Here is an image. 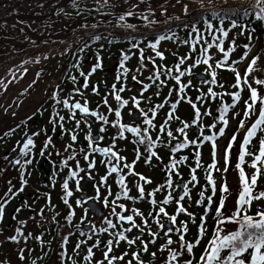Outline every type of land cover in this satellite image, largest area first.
<instances>
[{
	"label": "snow or ice",
	"instance_id": "6c2138e0",
	"mask_svg": "<svg viewBox=\"0 0 264 264\" xmlns=\"http://www.w3.org/2000/svg\"><path fill=\"white\" fill-rule=\"evenodd\" d=\"M107 3V0H104ZM179 2V0H178ZM209 7L204 6V0H200V9L202 12L210 13L212 19H218L220 25L224 24L226 18H229V10H224L222 8L218 9L214 4L213 0H208ZM182 10L185 15L188 14L189 4L185 3L182 5ZM223 11V15L220 12ZM254 13V17L257 21L264 23V0H251V2L245 7L240 13L241 18L249 17L250 14ZM238 12H231V15L235 16ZM133 13L128 11L119 17V20L123 21L126 16H132ZM147 19V17H144ZM204 24L208 30L214 28L213 23L204 16H201ZM187 26V25H186ZM131 27V25H129ZM232 28H241L239 34H243L245 26L237 22V20H231ZM192 33L196 34L195 39L192 41V51L196 52L197 49L195 45L199 43L202 39L200 30L197 28L196 23L193 22L191 25ZM216 31L220 33V37L213 36L212 40L217 41L215 45L205 41L206 47H202L199 53L195 56L194 62L181 70V65L185 64V61L190 57H182L179 63L174 65L172 68H165L163 65H156L155 61L149 57V60L153 63V71L150 76L147 77L148 80L153 83L158 82V87L166 84V80L161 77H171L178 85L176 89L177 98L170 103V110L166 114L165 120L157 126L154 120L157 116L159 109L164 108V103H156L155 106H150L147 110L141 107V101H151V97H145L144 92H146L150 85L139 80L137 75H132V81L137 84H141V91L139 96L132 95L129 98H124L121 93L126 91V85L122 82L126 79L129 69L125 66V61L129 59L127 54H122V59L120 60L119 69L117 70V75L115 77L116 81L121 82L120 86L117 87L116 83L111 85L110 95L116 101V107L113 108L108 101L107 96L103 97L100 103L97 105L96 110L89 108V102L87 99L75 100L74 95H80L83 97L80 87H74L72 92L68 94L67 98H59L60 92L63 91L59 85L56 86L57 91L51 93L50 99L55 101L57 105H62L63 109L67 110V119L74 121V126L71 129H66L64 126V121L66 119L65 115H61L59 111H54L52 113V119L50 123L53 125V129L58 125L59 128L68 133L70 136V143H68L64 151H70V154L60 161L61 169L67 168V176L63 180L62 189L64 196L62 197L63 203L70 209L66 220L71 222L72 217L75 212L72 211V205L69 203L68 197L72 196V190L69 187V181H75L76 191H80V182L83 179L80 176L81 172L85 169L81 168L79 160H76L75 168L68 165V161L76 159V150L74 148L75 143L78 140V130L83 123L88 129L84 136L86 143V148L82 147L80 152L83 153V160L87 162V172L85 173L89 180L94 179L91 175V170L96 166V160L93 154L99 153L102 159L100 163L104 164L107 173L100 177L98 185L94 184L95 196L80 198L76 200L77 206H82L87 200H100L101 199V187L106 189V195L102 197V203L105 208H109L110 216L116 217V222L114 223L112 219L107 216L103 219V224L106 227H100L98 231L100 233H108L109 239L104 243V249L102 251V257L99 259H94L95 253L94 248H100L101 241L97 239L95 243L87 247L85 254L82 257L83 264H145L142 259V253H148V255L156 261V264H264V208L256 210L254 214H250L251 206L254 202L264 200V189L257 191L258 181L261 177H264V92H261V88H264V78H256L252 74L257 71H264L257 67L259 57L253 56L246 66L243 73L238 71V60H232L229 62L230 53L235 51V40H232V44L227 48H224V39L228 37L229 32L225 30L224 27L216 28ZM255 29L248 31L247 39L249 43L244 45L245 51L240 57V60L245 59L249 55L250 43L253 39L252 33ZM170 37L160 35L156 37L155 41L150 43L148 46L155 52V56L159 57L161 60L164 59V54L157 50V46L162 40L169 39ZM93 39H99V37H94ZM187 43V41H185ZM215 48L222 53V57L215 61L214 65L210 63L212 56L209 54V49ZM87 47V45H85ZM132 47H137L133 44ZM67 51V50H66ZM83 51V49H80ZM65 54V53H62ZM44 59H48L45 55ZM41 57L36 56L33 58L34 63H39ZM143 50L140 52V66L137 68V72L143 70ZM29 61H24L23 63H28ZM206 65L204 73H206V78L201 81L202 84L217 85L218 72L217 70L223 69L231 72L234 77V83L231 85L233 91L231 92H216L213 91L211 87L207 89V94L200 92L197 88L196 91L200 92L198 96L194 99L187 96L186 89L194 87L192 84V77L197 75L193 72V69L198 65ZM233 65H237L234 67ZM74 68H79L78 64H73ZM100 57L97 56L96 63L91 67L90 71L85 73L80 71V76L83 77V83L81 87H89V77L101 68ZM11 72V70H9ZM26 71V70H25ZM173 72L177 73L173 75ZM13 76L15 75L12 73ZM187 74L190 78L187 83L182 82L181 77ZM40 73H36V77L39 78ZM211 79H207V77ZM72 83L75 85L77 81L76 76L70 77ZM36 81L33 80V84ZM245 86L248 91V97L243 100V118L238 121L237 132L243 130L244 135L242 140L238 144L237 160L234 164V168L238 170V180H239V191L238 198L235 200L234 210L230 214H227L225 209L226 196L224 194L229 193L230 189L228 187L226 174L229 171L230 166V153L233 149L234 142L237 141V134L234 132L230 139L228 140L224 150H223V167L217 166V137L223 136L225 129L229 124V110L234 108L237 103L242 99V91L244 90L241 86ZM255 85V86H254ZM31 87V85H29ZM236 89H239L236 90ZM91 91L97 93V87L92 86ZM159 95V91L155 93ZM172 94V89L169 90V96ZM225 95L230 96L231 103H220L218 106L219 116L213 117V121L218 119L220 127L217 132H211V134L204 135L205 125L202 123L203 116L211 115V112L205 109L201 111V107L198 106L197 102H202L206 99H217L223 98ZM188 103L193 109V116L190 120H184L177 114V106L181 102ZM131 104L129 108V117L133 116V109H135V115L142 118V125H136L135 121L129 123H123L122 121V109ZM103 105L107 108V113H114V119L109 120L107 114L101 113L98 109ZM7 111V109H5ZM77 112L80 114V118L77 119ZM15 115V113H13ZM235 113H233L232 118H235ZM87 117H94L96 121L100 122V127L98 133L93 135L91 130V123ZM30 119V117H29ZM177 121L180 127L175 128V133H178L183 139H178L174 135V131L170 127L171 121ZM23 124L24 122L21 121ZM105 125H111L117 129L116 136L111 138V144L109 146H100V141L104 140V136L100 133L106 131ZM195 126L200 135L195 139H190L186 130ZM19 127V125H17ZM209 130L216 128V123H212L207 126ZM156 130L157 134L155 138L151 135V132ZM15 132V129H9L4 133L5 136H10ZM125 133H130L133 137L132 143L138 145H144L143 152L137 148L135 149V158L131 163L125 162L121 166V161H125L126 158L120 155L119 150L116 149V140H124ZM39 135V132H33L31 136L23 141L22 146L19 147L17 158L10 161L14 166L19 167V184L20 187L15 191L13 190V185L11 181L8 182L9 186L7 190L0 195V221H3L5 207L6 205L15 198L19 193L24 191L25 186L28 183L26 179V174L28 173V166L33 163L32 152L35 148V142L33 137ZM163 136V138H162ZM202 137V139H201ZM176 140L175 144L171 142ZM255 140V143H254ZM210 142L211 146V162L206 166V175L204 180L207 182V186L210 187L211 194L205 196V190H200L198 192V198L194 201L195 204H204L203 215L199 217V221H196L195 214L190 212L185 206L184 201L187 198L192 201V196L190 195V185L195 187L200 184L198 179L197 169L202 167L201 164V151L200 146L203 142ZM164 144L169 147L170 155L167 164L163 165V171L166 173L165 180L163 184L154 187L151 191L145 189V185L151 184L152 180L145 175L136 172L135 164L143 156L144 163L151 165L153 158L157 162L162 161V157L158 155L155 149L157 148V143ZM19 143V141H17ZM52 143L51 137H48L44 142L39 155L43 157L45 155V150L48 149L49 145ZM192 145L195 147L194 152L195 163L189 170V179L184 181L182 174L179 170V166L188 161L189 157L187 155L177 156L176 154L183 149H186ZM16 151V149H13ZM51 153H49V156ZM60 155V152H57ZM8 159V157H4ZM115 161V163H113ZM244 165L252 169L250 174H246ZM127 170L125 173L124 170ZM221 173L219 189L217 188L216 177L213 173ZM115 174V183L119 187L114 195V198L110 201L109 197L113 196L111 186L107 184L108 176ZM55 175V173H54ZM131 175L137 177L134 187L137 190V196H131L130 189L126 183V176ZM179 177V182L174 181L173 177ZM55 183V181H53ZM179 189V191H176ZM167 190V191H166ZM217 190L220 192L218 197L217 206L215 208V229L211 234V239L208 240L207 245L204 247L202 253L197 258L194 254V248L200 244L201 239L204 237L206 232V216L213 204V196L216 194ZM166 192L162 199H156V193ZM175 192V196L173 195ZM121 199L132 200L135 203L137 200H147L152 206V209L145 215L137 207L126 208L124 203H117ZM174 203L175 207L172 213L166 210V206ZM119 208L120 211H117ZM20 208H16V212H20ZM88 209L84 208L85 216L87 215ZM129 213V214H125ZM43 215V210L40 213ZM181 214L192 220L193 223L197 224L198 234L194 241H189L186 239V234L189 232L188 223L186 220H179L178 216ZM85 216L81 217V221L85 219ZM137 218H139L137 220ZM14 219V217H13ZM26 221H19V226L15 228V234L8 236L7 240L19 244L23 240L26 244L29 238L35 239L41 242L43 245V240L41 235L33 236L32 233L25 235L23 231V226ZM127 225L125 227L124 225ZM229 224L236 225L234 230L229 229L227 226ZM119 225V227H118ZM79 227V226H77ZM110 229L114 231H109ZM136 230L134 236H129L133 230ZM93 233L97 232L95 225L91 227ZM163 234L164 243H162L156 251L149 253V244H155L157 238L160 234ZM81 235L85 233L81 232ZM145 235L147 236V241L145 240ZM173 235L176 239H173ZM92 237L89 236L88 239ZM121 242H125L128 246L127 249L120 252L119 254H114V250L118 248ZM68 243V236L62 237L61 248L62 251L59 253L61 258V264H64L65 259L71 261V264H78L71 256L68 255L66 245ZM84 241H79L76 243L75 247L72 249L73 253L77 256L79 255V249ZM175 245V247H173ZM26 251L30 252L31 249H26L25 247L19 248L17 251L18 260L24 262L26 260ZM157 252H160V257L157 258ZM46 255V253H44ZM40 257H37L39 259ZM0 264H9L7 259L0 260ZM31 264H37L36 260H32Z\"/></svg>",
	"mask_w": 264,
	"mask_h": 264
},
{
	"label": "rangeland",
	"instance_id": "374dc122",
	"mask_svg": "<svg viewBox=\"0 0 264 264\" xmlns=\"http://www.w3.org/2000/svg\"><path fill=\"white\" fill-rule=\"evenodd\" d=\"M3 1V0H1ZM6 2H12L15 0H4ZM19 3L21 0H17ZM75 0H31V3L25 2L21 3L20 6H30L28 9L30 12H34L37 6L39 5H47V9L44 11H53V9L60 4H64L62 7L65 10H77L76 4H74ZM251 0H213V4L218 8H222L224 10H228L229 8H240L239 5L247 7ZM96 1L94 0V3ZM100 7L105 8L106 10L102 13H99V16H93L90 18L75 14L65 18L64 22L69 23H78L79 27H76L74 30L68 28L65 30H60L58 26H54L53 28L43 27V24L34 26V19L33 15L21 18L19 22H16L14 19V14L0 12V23L1 26H6L7 28L13 27L14 24L16 25V35H14V40L10 41L8 45H15L14 49L18 50L16 47L24 45L26 43H37L40 41L45 42H52L55 40H60L59 44L54 45L46 50L43 49L41 53H36L24 61H29L28 63H21L18 66L11 69V72H7L4 74L0 80V195H2L8 188V182L11 181V184L14 186L13 190L15 191L17 188L20 187L19 184V167L14 166L10 163L13 159L17 158V154L19 151V147L22 146L23 141L27 138V136H31L33 132H39V135L33 137L35 142V148L32 152L33 163L28 166V173L26 174V179L28 180L27 185L24 188V191L19 193L15 198H13L5 207V213L3 221H0V260L7 259L9 264H31L32 260L30 259V255L39 252L40 247L44 245H48V241L53 243V246L56 245L59 247L62 243V237L68 233V228H72L75 223L77 224L79 221L78 219L81 218L84 213V206H77L74 205L71 201L74 199L73 194L71 197H68L69 203L73 206L72 211L75 212V215L72 217L74 221L70 223L65 220L66 216L68 215L70 209L67 205L63 203L62 197L64 196V192L62 189L63 180L67 176V168L61 169L60 161L63 158H66L70 151L65 152V146L70 143V136L68 133L62 131L59 126L57 125L55 129H53V125L50 123L52 119V113L54 111H59L61 115H65L66 119L63 122L66 129H71L74 126V121H70L67 119V110L62 108V105H57L55 101L50 99L51 93L53 91H57L56 86L59 85L60 88L63 90L60 92L59 98H67L68 94L72 92L74 87H80L81 92L83 95L90 94L92 86L97 87V93L93 94V97L88 99L89 108L96 110L97 105L100 103L101 99L107 96L109 104L115 108L116 101L110 95V92L106 91L105 89H101L97 83L101 82L103 85H112L115 82L117 70L119 69L120 60L122 59V54H127L129 59L125 61V66L129 69L128 75L126 79L122 82L126 85V95L128 93H132L133 95L139 96L141 91V84H137L136 82L132 81L131 76L137 75L138 79L143 81L144 83H148L150 85L149 89L144 92L145 97L155 98L157 95L155 94L159 91L160 98L162 100L160 103H164L165 107L162 108V118L166 116V113L170 110V103L174 101L176 96V89L175 81L171 79V77H161L162 79L166 80V84L163 86L158 87V82L153 83L152 81L148 80L147 77L152 74L153 71V63L149 60V57L155 61L156 65H163L165 68H171L170 65L167 66V63L174 62V64H178L180 58L182 57H190L188 60L185 61L184 65H181V70L185 67L190 66L194 62L195 56L199 53V50L202 47H206L207 45L204 43L208 41L209 43H215L217 41H213L212 37L217 36L220 37V33L216 31V28L224 27L225 30H228L229 35L224 39V48H227L232 44V40H235V51L230 53L229 62L232 60H238V71L243 73L246 69L247 64L251 60L253 56H258V64L257 67L260 69H264L263 64V54L260 53L257 49L258 42L254 39V45L252 41L250 43L249 55L243 60H240V57L243 55L245 51L244 45L249 43L247 36H248V24L240 23L241 25L245 26V30L243 34H239L241 32V28H232L231 27V20L226 18L223 25H220L218 19L215 21H211L214 25L212 30H208L206 25H196L197 28L200 30V34L202 39H200L199 43L195 45L197 51H192V41L195 39L196 34L192 33L191 31V19L194 16H206L210 15L208 12H202L200 9V0H107V3L104 0H97ZM189 4V11L188 14L185 15L182 10L183 4ZM248 3V4H247ZM204 6L209 7L208 0H204ZM28 11V10H27ZM131 11L133 13L132 16H126L123 21L119 20V17L124 13ZM220 15H223V11L220 12ZM55 17H58L56 12L54 11ZM230 14V13H229ZM59 15V14H58ZM37 16V15H36ZM99 17V18H96ZM144 17H147L145 19ZM230 17V16H229ZM71 18V19H69ZM69 19V20H68ZM244 19V18H243ZM23 20H26L23 22ZM59 20V18H58ZM38 21L42 23L43 17L40 15L38 16ZM246 21V20H244ZM183 22V23H182ZM185 23L191 25H182ZM54 22H51V24ZM182 23L179 27L171 29L172 26H177L178 24ZM77 24V25H78ZM80 24H84L81 26ZM53 25V24H52ZM131 25V27H129ZM165 27V28H164ZM62 29V28H61ZM162 29V30H161ZM170 29L171 31H169ZM163 33H160V31ZM164 35L170 37L169 39L162 40L159 45L157 46V50L161 51L164 54V59L161 60L159 57L155 56V52L148 46L150 43L154 42L156 37ZM147 38H143V37ZM253 36V35H252ZM94 37H99V39H93ZM91 40V42H90ZM102 41H104L106 46L102 45ZM187 41V43H185ZM91 43L90 48L92 50H97L99 57H104V62L101 68L97 69L95 73H93L89 77V87L83 88L81 87V83L83 81V77L80 76V71H84L85 73L89 72L91 67L95 65L96 58L93 60V53H87L89 58L87 57L85 60L83 58L82 67L81 69L77 68H68L65 67V61L70 58V56L79 49L81 45L85 43ZM135 44L137 47H132ZM104 47L105 52L108 48L111 50L107 53H103ZM109 46V47H107ZM107 47V48H106ZM100 49L102 51H100ZM67 50V51H66ZM143 50V70L137 72V68L140 66V52ZM10 52V54H14L13 51H6L5 53ZM181 52V53H180ZM65 53V54H62ZM103 53V54H102ZM9 54V55H10ZM91 54V55H90ZM209 54L212 56V60L210 63L214 65L215 61L222 57V53H220L215 46L209 49ZM8 55V56H9ZM47 56L48 59H44L43 56ZM7 56V54H6ZM7 56V57H8ZM36 56H40V62L34 63L33 58ZM92 56V58H91ZM6 58V57H5ZM159 59L160 61L157 62L156 60ZM81 63V62H80ZM101 63V59H100ZM234 66V65H233ZM196 67H201L203 70L201 71L204 73V69L207 67L206 65H198ZM237 67V66H236ZM80 68V67H79ZM26 70V71H25ZM66 70H70L74 72V75L77 77V85L68 83V80L65 79L63 82V73ZM218 71V75L220 77V72ZM40 73L39 78L36 77V73ZM14 73L15 75L13 76ZM197 73V71H194ZM206 74V73H205ZM256 78H264V71H257L252 74ZM190 77L184 78L183 82L187 83ZM82 79V81H80ZM192 79V84L194 87H190L186 89L187 95H190V92H193L192 95H199L201 90L205 89V86H209V84H202L199 83L194 79ZM33 80L36 82L33 84ZM118 81H116L117 83ZM120 83V82H119ZM31 85V87H29ZM232 83L228 84L227 89L228 91H233L231 87ZM255 86V85H254ZM244 90L242 91V99L237 103L234 108L229 110V124L225 129V133L223 136L217 137V166L223 167V150L230 139L231 135L235 132L237 134V141L234 142L233 149L230 153V166L229 171L226 174L228 187L230 189L229 193L224 194L226 196L225 202V209L222 211H226L227 214H230L235 207V200L238 198V191H239V180H238V170L234 168V164L237 160V152H238V144L242 140L244 135V131L241 130L237 132L238 128V121L243 118V100L248 97V91L245 86H241ZM199 88L200 92H197L196 89ZM99 89V91H98ZM111 89V88H110ZM172 89V94L169 96V90ZM239 91V89H236ZM227 91V92H228ZM261 92H264V88H261ZM75 96V95H74ZM131 97L127 95V98ZM221 99V98H220ZM230 96L225 95L224 102H228L230 100ZM231 101V100H230ZM157 102V101H155ZM154 102V103H155ZM81 103L83 101L81 100ZM152 101H141V107L144 105L145 110L148 109L146 106L151 104ZM198 106L201 107V111L203 112L205 109L211 112L209 116L202 117V123H207V126L216 123V128L205 132V134H211V132H217L219 127L221 126L219 121H212L211 116L215 114V107L211 105L210 102L202 104L201 102H197ZM148 104V105H147ZM209 104V105H208ZM146 105V106H145ZM203 105V106H201ZM186 106V109H190V105L186 102H181L177 106V114L182 118L185 115V109L182 110L183 107ZM131 104H129L127 110L131 108ZM143 107V108H144ZM7 109V111H5ZM101 113L107 114L109 116V120L114 119V113H107V108L101 105L98 109ZM122 111V110H121ZM15 113V115H13ZM233 113H235V118H232ZM123 114V111H122ZM125 114V113H124ZM192 114V113H191ZM123 116V115H122ZM216 116V115H215ZM30 117V119H29ZM192 117V116H191ZM80 118L79 112H77V119ZM157 118V117H156ZM155 118V119H156ZM160 117V119H162ZM89 122L91 123V130L92 133L99 130L100 122L96 121L94 117H87ZM21 121L24 123L22 124ZM142 118L135 122L136 125H140L144 127L141 123ZM175 120L171 121L170 126L173 124V128L175 127ZM160 122V120H159ZM128 123V122H127ZM19 125V127H17ZM106 131L103 133L104 139H109L106 137L108 136H116L117 129L112 127L111 125H105ZM208 128V127H207ZM9 129H15V132L10 136H5L4 133L7 132ZM194 128L192 131H194ZM209 129V128H208ZM175 129H173L174 131ZM88 129L82 123L80 129L78 130V140L74 145L76 150V159L68 161V165L70 167L75 168L76 160H79L81 168L87 170V162L83 160V153L80 152L79 146H86V141L84 140V136ZM191 131V132H192ZM105 134V135H104ZM125 135L130 136L129 143H132V135L130 133H125ZM153 136V135H152ZM48 137H51L52 143L49 145L48 149L45 150V155L41 157L39 155L41 148L44 142L47 140ZM155 138V136H153ZM19 141V143H17ZM106 141V140H105ZM103 140V143L100 142V146L105 147L106 142ZM116 149L119 150L120 155L126 158L125 161H121V166L123 163L131 161L135 158V150L133 149V153L130 150L121 149L120 142L116 141ZM172 143V142H171ZM138 145V144H136ZM109 146V145H108ZM165 145L161 143H157V151L158 155V147L163 148ZM166 147V146H165ZM16 149V151H13ZM169 149V148H166ZM57 152H60V155H57ZM143 152V151H142ZM49 153L51 155L49 156ZM170 153V152H169ZM124 154V155H123ZM8 157V159H4V157ZM94 156V155H93ZM161 156V155H160ZM143 157V156H142ZM106 159V158H104ZM168 159V157H167ZM143 162L137 161L135 164V171L139 172L146 177L151 178L153 173L150 169V165L144 163V159L141 158ZM155 158H153L154 162ZM40 161V162H38ZM40 163V167L38 168V164ZM115 163V161H113ZM168 161H163V163H158V169L161 181L158 182V185L163 184L165 180L166 173L162 170L163 165L167 164ZM102 163H97L94 169L91 170V175L94 179H97V183L101 176L106 175L107 170L105 169L103 172L102 170ZM154 163L151 164L153 166ZM184 166V165H183ZM245 168L246 174H250L252 169L247 167V165L243 166ZM180 168V166H179ZM104 169V168H103ZM36 171V173H35ZM93 171V172H92ZM96 171H99L98 174ZM124 172L126 173L127 170L125 169ZM165 175H162V173ZM55 173V175H54ZM83 175V172L80 173V176ZM213 175L216 177L217 188L219 189L220 185V176L221 173L214 172ZM131 176V175H130ZM133 177V176H131ZM137 177H133L132 179L129 178V175L126 176V183L130 189L131 196H137V190L134 187V183ZM174 179V177H173ZM184 179V178H183ZM55 181V183H53ZM75 181L71 180L70 190L72 193L78 192L76 191ZM88 182V181H87ZM260 180L258 181V188L257 191L264 189V185H259ZM207 183V182H206ZM90 184V183H87ZM107 184L111 186V190L113 196L109 197L111 201L114 198V195L117 191H119V187L115 183V174H111L108 176ZM158 185L147 184L145 185L146 192L151 191L154 187ZM81 188V187H80ZM206 188L209 189L210 187L207 186ZM89 190V187H88ZM167 191V190H166ZM166 194L164 192L156 193V199H162L163 195ZM197 193H193V197ZM211 194V191L209 192ZM106 195V189L101 187V201L97 200V206L99 207V217L95 218L90 212H87L86 215V223L95 225L96 229L100 227H106L103 224V219H101V215L103 217L107 216L109 219L114 218V216H110L109 208H105L102 203V197ZM158 195V196H157ZM94 195H90L88 193V197H92ZM220 196L219 190H217L216 194L213 196V204L211 205L207 216H206V223L210 222L211 220L214 222V229H215V208L217 206L218 197ZM87 197V196H85ZM195 199V197H194ZM216 199V200H215ZM264 203V200H262ZM189 200L186 198L184 201L185 206H188ZM117 203H124L126 208L130 209L131 207H137L142 212L145 210L150 211L152 206L148 203L147 200H137L133 203L132 200H125L121 199ZM149 204V206H148ZM20 208V212H16V208ZM190 207H188L189 209ZM43 210V215L41 216L39 213ZM117 211H120L117 208ZM103 213V214H102ZM129 214V213H125ZM14 217V219H13ZM95 218V219H94ZM180 218V217H179ZM101 219V220H100ZM116 219V217H115ZM139 218H137L138 220ZM182 220L181 219H178ZM19 221H26L23 226V231L25 235L28 233H32L33 236L41 235L43 240V245H41L40 241L35 239L29 238L25 244L23 240L20 241L19 244L11 242L7 240L8 236L15 234V228L19 226ZM114 222V221H113ZM65 225V227H62ZM57 226V227H56ZM127 227V225H124ZM56 227V228H55ZM68 227V228H67ZM229 229L234 230L236 225L229 224L227 226ZM51 229H55L56 233L53 235V238L50 237L49 232ZM71 230V229H70ZM110 231V230H109ZM136 234V230L134 229L132 233H129V236H134ZM56 235V238H55ZM80 235L79 233H75V235L69 236V246L70 251L72 250V242L77 243V241L73 240L74 237ZM108 235V233H106ZM78 236V238H80ZM105 238V234L102 235ZM145 240L147 241V237L145 235ZM88 239V237H87ZM173 239H176V236L173 235ZM84 240V238H83ZM164 238L163 234L161 233V237L158 239L159 243H163ZM202 241H200L199 246L201 245ZM161 244L157 242L155 244H149V250L156 251ZM52 246V247H53ZM105 243L101 245L102 250H93L95 253V259H99L102 257V251L104 249ZM25 247L26 249H31L30 252L26 251V260L21 262L18 260L17 251L19 248ZM58 247H55L57 249ZM175 247V245H173ZM121 248V246H119ZM59 251V250H58ZM150 251V252H153ZM119 254V253H117ZM160 252H157V258L160 257ZM143 256V254H142ZM143 260L145 264H156L149 255L144 257ZM52 260L49 259L48 264H52ZM56 263V262H54ZM83 264V263H82Z\"/></svg>",
	"mask_w": 264,
	"mask_h": 264
},
{
	"label": "trees",
	"instance_id": "16d2710c",
	"mask_svg": "<svg viewBox=\"0 0 264 264\" xmlns=\"http://www.w3.org/2000/svg\"><path fill=\"white\" fill-rule=\"evenodd\" d=\"M30 1L31 0H21V2L19 3L17 0H15V1H12V2H6L5 3L4 0L3 1L0 0V12H1V14L3 12L14 14L13 16H14V19L16 20V22H19L21 20V18H25L26 19V17H29V16L33 15V17H31V18L34 19V26L43 24V27H48V28H51V27L53 28L54 26H58V28L60 30H64L63 28H65V30H67L68 28H70L71 30H74L76 27H79V24L78 23L64 22L66 17L70 16L72 18L73 17L72 15L80 14V15L85 16V18H87L89 16L91 18L93 16H99V13H102V12H104L106 10L105 8L99 6L97 0H95L96 1L95 3H94V0H75L74 4H76L77 10H68L66 8L64 10L63 7H62L64 4H60L59 6L55 7L53 9V11L47 12V11H44V9H47V5L44 6V5L41 4V5L36 7L37 10H35L34 12H31V13H28V12H30V10L28 9L30 6H20V4L21 3H25V2L31 3ZM244 5L243 6L239 5L240 8H236V9L229 8L228 10H229V13H230L229 14L230 17L228 19H230V20L235 19V20H237V22L239 24L242 23V22L243 23L247 22V23H245V24L249 25L247 31H249V30H251L253 28L255 29V31L252 33L253 39L258 42L257 49H258V51L260 53L263 54V64H264V23H261V22L257 21L255 19V17H254V13L250 14L249 17H246L244 19L241 18L240 13H242V11L244 9L243 8ZM54 11L56 12L58 17H55ZM231 12H238V14L233 16V15H231ZM40 15L43 17L42 23L40 21H38V16H40ZM201 16H194L191 19V23L195 22L196 25H201V24L204 25V22H203V19H201ZM205 17L207 19H209L210 21L213 20L211 15H209V14L206 15ZM58 18H59V20H58ZM71 18H69V19H71ZM96 18H99V17H96ZM215 20H213V21H215ZM244 20H246V21H244ZM23 22H25V24H26V20H23ZM51 22H54V23H52L53 25L51 24ZM182 23L178 24L177 26H172L171 29L173 30L174 28L179 27ZM80 25L83 26L84 24H80ZM182 25H187L188 26V25H191V24H188V23L184 22V24H182ZM15 28H16L15 24H14L13 27L7 28L5 25L1 26V23H0V80H1V78H2V76L4 74L9 72V70H11L12 68H14V67L18 66L19 64H21L28 57H30V56H32V55H34L36 53H41L43 49L46 50L47 48H50V47H52L54 45H57L60 42V40H55V41H53V43L50 42V41H49V43L45 42V41H40V42H37V43H30V44L26 43L24 45L16 47L18 50H16V52H15V50H12V49H14L15 45H8V43L10 41L12 42V39L14 40V35H16V37H18V35L16 34V29ZM168 30L171 31L170 29H168ZM160 33H162V32L160 31ZM143 38H147V37L145 36ZM90 42H91V40H90ZM90 42L85 43L84 45H81L80 47H78L79 49H77L70 56V58H68L65 61L64 66L68 67V68H74L73 64H78L80 66V68H78V69H81V67H82L81 60H82L83 55L86 54V52H88V53L89 52L90 53L94 52V54H96V55H93L94 58H92V59L94 60L95 56L98 55V52H97V50H92V48H90V46H91ZM102 43H103L102 45L106 46L105 45L106 43L104 41H102ZM252 44L253 45L255 44L254 41H252ZM85 45H87V47H85ZM107 47H109V46H107ZM102 48L104 49L103 46H101V49ZM80 49H83V51H80ZM101 49H100V51H102ZM110 50H111V48H108L107 51L105 52V49H104L103 53H105L107 55V53ZM6 51H13L15 53L14 54H10V52L5 53ZM6 54H7V56L9 54L10 55L7 57ZM104 57L105 56H103V55H102V57H100L102 64L104 62ZM156 61L159 62L160 60L157 59ZM168 65H170V67L172 68L174 66V62L167 63V66ZM236 66L237 65H234V67H236ZM166 68H168V67H166ZM202 70L203 69L201 67H196V68L193 69V72L194 71L201 72ZM219 72L221 74L220 77H219V75L217 76V79H218L219 83L217 85L209 84V86H205V89L204 90L202 89L203 93L207 94V89L209 87H211L213 89V91H216V92L228 91L227 86H228L229 82H230V84L234 83L233 74L231 72H228V71L223 70V69H220ZM175 74H177V73H175ZM63 76H64L63 82H64L65 79H67L68 83L71 84L70 77L71 76H75V75H74V72H71L70 70H68V71L66 70V72L64 71ZM207 79L210 80L211 77L209 76V77H207ZM76 85H77V81H76ZM228 92H231V91H228ZM187 96L190 97V98H193V99L196 97L195 95H191V94L187 95ZM223 98H225V96ZM230 100L228 102H224V103H229L230 104L231 103ZM223 101L224 100H221L220 98H217V99H206V100L202 101L201 103L204 104V103L210 102L211 105H214V107L216 109V112H218V106H219L220 103H223ZM184 109H185V115L182 116V119L190 120V118L192 116L191 111L189 109L187 110L185 107H183L182 110H184ZM214 116H215V114L213 116H211L212 121H213V117ZM216 122H218V119L216 120ZM174 123L177 126H179V127L181 126V125H179V123L177 121H174ZM204 125H205L204 130H206L207 123H204ZM172 130H173V127H172ZM191 131H192L191 128L186 130L189 138L190 139H195L196 136ZM177 138L181 139V140L183 139V137H180V136H177ZM201 139H202V137H201ZM254 143H255V140H254ZM166 148H169V147L166 146ZM199 150L201 151V164H202V167L197 169V175H198V179L201 182L202 180H204V176L206 175V166H207L208 163L211 162L210 150H209V145H208L207 141H205V142H203L201 144ZM167 151H168V149H167ZM194 151H196L195 147L192 146V145H189L188 148L183 149L180 152H181L182 155H187L189 157V155L191 153H194ZM194 163H195V160L191 161L190 159H188V161H185L184 164L180 165V169L179 170H180V172L182 174V177L185 180L189 179V170H190V168L192 166H194ZM39 167H40V163L38 164V168ZM35 173H36V171H35ZM259 185H264V177L260 178ZM189 187H190V195L193 194V193H198L200 190H205V196L209 195V189L206 188V186L203 185L202 183L197 184L195 187H193L191 185ZM190 202H191L190 206H189L190 208L188 210L195 214L196 221L198 222L199 221V217L201 215H203V209H204L205 205L204 204L197 205V204L194 203L193 199ZM261 208H264L263 201L254 202L253 205L251 206L250 214H254L256 210H259ZM181 218H182V220H186L187 221L188 227H189V232L186 234V239L189 240V241H194L196 236H197V234H198L197 224L193 223L192 220L188 219V217H186L183 214L181 215L180 219ZM213 231H214V222L211 220L210 222L206 223V232H205L204 237L201 239V241H202L201 245L200 246L197 245L194 248V254H195V256L197 258L202 253L204 247L207 245L208 240L211 239V234H212Z\"/></svg>",
	"mask_w": 264,
	"mask_h": 264
},
{
	"label": "flooded vegetation",
	"instance_id": "af4514ba",
	"mask_svg": "<svg viewBox=\"0 0 264 264\" xmlns=\"http://www.w3.org/2000/svg\"><path fill=\"white\" fill-rule=\"evenodd\" d=\"M112 82L113 83H116V81L114 82L113 80H112ZM117 84V87H119L120 85L118 84V82L116 83ZM121 95L124 97V98H126L127 99V95H130V96H132L133 94L130 92V93H128L127 95H126V93L124 92V93H121ZM151 101H152V103L151 104H147L148 106H146V108L148 107H150V106H155V104L158 102V100H156L155 98H151ZM155 101H157V102H155ZM150 102V101H149ZM155 102V103H154ZM129 106V105H128ZM128 106L127 107H125L124 109H122V111H123V116H122V121L121 122H123V123H129V122H131V121H135V122H137V121H139L141 118L140 117H138V116H136L135 115V109H133V116L132 117H129V115L127 114V112H125L126 110H127V108H128ZM144 107V105L142 106V108ZM143 109H145V107L143 108ZM125 113V114H124ZM157 118L154 120V123L155 124H157V126H159V124L160 123H162L164 120H165V117L164 118H162V108L161 109H159L158 110V112H157V116H156ZM160 117L162 118V119H160ZM159 120H160V122H159ZM156 134H157V132H156V130H153L152 132H151V135H153V136H156ZM105 135V134H104ZM176 135V134H175ZM112 137H114V136H111L110 135V138L109 139H104V141L106 140L107 141V143H108V145H110L111 144V138ZM125 139L124 140H120V139H117L116 141H118V142H120V144H121V149H124V150H130V151H132V153H133V149L135 150V149H137V148H139L141 151H143V149H144V145H136V144H133V143H129V140H130V136H128V135H125ZM162 138H163V136H162ZM105 141V142H106ZM101 143H103V141H100ZM176 143V140H174L173 141V144H175ZM106 146H108L107 144H105ZM158 152L160 153V155H161V157H162V161H160V162H157L156 160H154V162L152 161V163H156V164H158V163H163V161H166V156H167V154L170 152V149H168V151H167V149H166V147L164 146L163 148H159L158 147ZM179 153H181V152H178L176 155L177 156H179ZM124 155V154H123ZM168 155H170V153L168 154ZM141 158H143V157H141ZM139 162H143V160H138ZM165 174V173H164ZM155 178H157L158 179V181H159V176H157V177H151L150 179L153 181V182H156V179ZM94 184H97L98 185V183H97V179H94ZM75 183V182H74ZM93 183L91 184H87L86 186H85V183H83V182H81L80 183V191H78V192H74L73 193V196L72 197H74V199L71 201L72 203H74V205H76V200L77 199H80L79 198V195L80 194H86V196L88 197V193L89 194H91V193H93V194H95V191H93L94 190V187H93V185H94ZM70 185H71V180L69 181V187H70ZM88 187H89V190H88ZM93 191V192H92ZM92 195V194H91ZM87 197H85V199L87 198ZM88 201H90L91 202V200H87V202ZM97 201V200H96ZM96 201H94L96 204H97V202ZM99 201H101V199L99 200ZM86 202V203H87ZM86 203H84L83 204V206L86 208ZM103 214V213H102ZM82 216H85V215H82ZM81 216V217H82ZM94 217V216H93ZM96 218V217H95ZM94 218V219H95ZM101 219H103L104 217L103 216H101L100 217ZM100 219V220H101ZM114 219V218H113ZM66 220V219H65ZM67 222H69L68 220H66ZM71 221H74V218H72V220ZM78 225L80 226V225H82V224H85V222H86V216H85V219L83 220V221H81V218L80 219H78ZM70 223V222H69ZM75 226L73 225L72 226V228H74ZM68 228V227H67ZM77 231V233H80L81 231H79V229H77L76 230Z\"/></svg>",
	"mask_w": 264,
	"mask_h": 264
},
{
	"label": "water",
	"instance_id": "95a60500",
	"mask_svg": "<svg viewBox=\"0 0 264 264\" xmlns=\"http://www.w3.org/2000/svg\"><path fill=\"white\" fill-rule=\"evenodd\" d=\"M199 77V76H198Z\"/></svg>",
	"mask_w": 264,
	"mask_h": 264
}]
</instances>
